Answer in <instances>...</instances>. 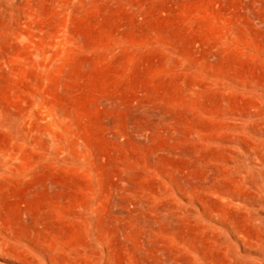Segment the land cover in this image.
<instances>
[{
  "label": "rangeland",
  "instance_id": "obj_1",
  "mask_svg": "<svg viewBox=\"0 0 264 264\" xmlns=\"http://www.w3.org/2000/svg\"><path fill=\"white\" fill-rule=\"evenodd\" d=\"M0 264H264V0H0Z\"/></svg>",
  "mask_w": 264,
  "mask_h": 264
},
{
  "label": "bare ground",
  "instance_id": "obj_2",
  "mask_svg": "<svg viewBox=\"0 0 264 264\" xmlns=\"http://www.w3.org/2000/svg\"><path fill=\"white\" fill-rule=\"evenodd\" d=\"M122 209V208H121ZM122 216V215H121ZM126 217V216H125ZM145 247V246H144Z\"/></svg>",
  "mask_w": 264,
  "mask_h": 264
}]
</instances>
